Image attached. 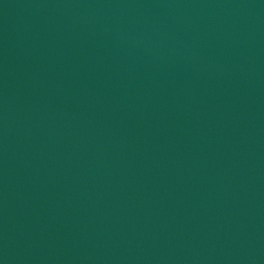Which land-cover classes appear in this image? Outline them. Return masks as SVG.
Returning <instances> with one entry per match:
<instances>
[{"label":"water","instance_id":"95a60500","mask_svg":"<svg viewBox=\"0 0 264 264\" xmlns=\"http://www.w3.org/2000/svg\"><path fill=\"white\" fill-rule=\"evenodd\" d=\"M0 264H264V0H0Z\"/></svg>","mask_w":264,"mask_h":264}]
</instances>
